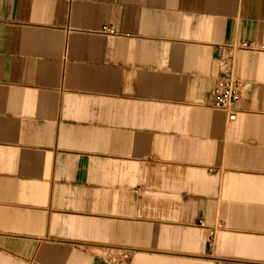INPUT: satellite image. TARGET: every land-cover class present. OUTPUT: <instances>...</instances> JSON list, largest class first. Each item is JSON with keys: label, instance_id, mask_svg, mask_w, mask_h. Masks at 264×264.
I'll return each mask as SVG.
<instances>
[{"label": "crops", "instance_id": "obj_1", "mask_svg": "<svg viewBox=\"0 0 264 264\" xmlns=\"http://www.w3.org/2000/svg\"><path fill=\"white\" fill-rule=\"evenodd\" d=\"M241 43L264 0H0V264H264V51Z\"/></svg>", "mask_w": 264, "mask_h": 264}, {"label": "built area", "instance_id": "obj_2", "mask_svg": "<svg viewBox=\"0 0 264 264\" xmlns=\"http://www.w3.org/2000/svg\"><path fill=\"white\" fill-rule=\"evenodd\" d=\"M102 31L110 34L117 33L108 26H103ZM236 48L264 51V45L253 43H241ZM243 88V84L235 76L233 66L228 62H223L221 64V76L213 89L212 107L221 111H228L233 104L240 100ZM229 117L235 119V112L231 111ZM200 224H203V222H200Z\"/></svg>", "mask_w": 264, "mask_h": 264}]
</instances>
